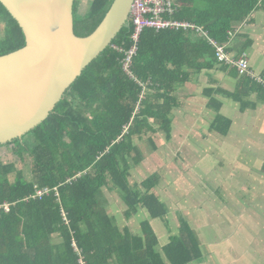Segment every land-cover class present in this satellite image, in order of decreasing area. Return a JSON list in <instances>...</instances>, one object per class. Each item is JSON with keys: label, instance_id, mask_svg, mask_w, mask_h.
Returning <instances> with one entry per match:
<instances>
[{"label": "trees", "instance_id": "trees-1", "mask_svg": "<svg viewBox=\"0 0 264 264\" xmlns=\"http://www.w3.org/2000/svg\"><path fill=\"white\" fill-rule=\"evenodd\" d=\"M112 1L91 0L87 10L77 14L78 0H74V35L85 38L93 33ZM198 1L204 3L203 8L197 7ZM174 3L173 14L166 18L202 27L220 44L230 42L229 33L247 22L254 11L264 10V0ZM0 24V57L25 46L21 29L1 3ZM132 31L128 21L46 120L22 139L5 145L28 154L33 166L32 180L27 181L13 162L0 159V264H78L79 256L86 264H191L202 260L198 239L184 219L178 234L170 235L158 253V240L147 221L140 235H133L127 227L120 230L98 200L108 187L124 203L126 219L144 209L150 219L164 220L168 209L152 192L157 175L139 184L129 183L132 153L140 157L134 140L157 131L169 140L175 100L171 95L192 76L218 64L214 49L192 30L145 29L130 68L134 80L130 79L121 68L123 53L114 47L127 50ZM233 75L241 84L234 95L241 108L246 106L241 100L246 88L264 94L261 85L235 70ZM210 93L206 90L205 96L216 111L211 129L227 135L232 121L220 114L222 104ZM36 188H56L58 197L54 192L34 197Z\"/></svg>", "mask_w": 264, "mask_h": 264}, {"label": "rangeland", "instance_id": "rangeland-1", "mask_svg": "<svg viewBox=\"0 0 264 264\" xmlns=\"http://www.w3.org/2000/svg\"><path fill=\"white\" fill-rule=\"evenodd\" d=\"M90 1L78 0L77 14H83L89 7ZM242 25L240 24L232 31L230 42L237 38ZM1 30L0 24V37ZM227 108L228 112L221 110L232 119L233 126L229 130V134L223 138L210 137L214 133L209 131L216 133L209 126L212 118L209 116L205 120L200 113L197 118L198 125L192 122H189L188 126L187 124L181 125V121H178L174 125L173 134L169 140L163 133H160L159 136L152 138L154 139L153 144L147 143L146 138L143 141H135L141 155L139 164L132 165L129 170L130 181L141 183L150 175L156 174L158 183L153 190L156 194L160 193L164 197V201L168 205V214L163 221L158 223L159 220L150 219L145 211L146 217H144L143 210H140L128 223L138 233L146 221L150 226L153 221L159 243L163 245L170 235L178 234L181 219L191 225V216H197L199 221L198 239L205 260L191 264H242V253L239 254V247L241 252L244 244L248 245V252L262 249L258 243L249 245L248 235L242 233V217L239 218V211H242L240 198V194L242 195V143L247 142L248 146L254 145L249 142L254 139L257 143L259 137H254L256 131L255 133L252 131L246 136L242 135V122L234 117V113L237 112L235 107L229 104ZM202 124H205L202 130L207 133L205 141H202L203 137H200ZM191 133L195 137L190 135ZM242 136L245 140L242 139ZM200 141L210 146L208 148L210 152H201L203 147L201 148L202 142ZM17 149V146L14 145L0 147V159L6 163L13 162L16 168L24 174L25 179L31 181L33 163L28 154H20ZM131 157L137 158V155L132 153ZM252 160L258 164L257 161ZM103 192L106 199H113L111 204L113 208L117 209L115 218L117 225L123 223V217L120 215L122 208H120V203H116V196L119 200L120 198L117 194L110 192L108 187H104ZM212 195L217 198H213ZM209 199L211 200L209 201ZM120 202L124 208V203L121 200ZM209 202L214 207H209ZM258 214L261 219H264V211L260 210ZM246 228L251 230L253 226L247 224ZM140 234L141 231L135 235ZM255 234L264 242V232L256 231ZM257 261L259 264H264V254L262 258H257ZM244 264H255V259L248 258Z\"/></svg>", "mask_w": 264, "mask_h": 264}, {"label": "water", "instance_id": "water-1", "mask_svg": "<svg viewBox=\"0 0 264 264\" xmlns=\"http://www.w3.org/2000/svg\"><path fill=\"white\" fill-rule=\"evenodd\" d=\"M133 0H113L88 37L73 33L74 0H0L25 46L0 57V146L39 126L129 21Z\"/></svg>", "mask_w": 264, "mask_h": 264}, {"label": "crops", "instance_id": "crops-1", "mask_svg": "<svg viewBox=\"0 0 264 264\" xmlns=\"http://www.w3.org/2000/svg\"><path fill=\"white\" fill-rule=\"evenodd\" d=\"M196 5L199 8L200 7L203 8L204 3L198 1ZM229 47L231 48V51H229V53L232 56L237 57L242 54L245 55L249 62L251 71L256 76H259L264 79V10L259 9L251 14L248 21L243 23L241 31H239V34H237V38H235L232 42L229 43L228 48ZM240 87L241 84L239 82V79L233 75V69L231 68L226 69L224 68L223 65L220 64H217V66H215L210 70H203L201 71L200 74L192 76L191 81L189 83H186L182 87H179L177 91H175L171 95L173 98H175V100L172 102L174 107L172 108L170 115L172 119V128L170 135L173 134L174 125L178 123V121H181V125L187 124L188 126L189 122L198 125L197 118H198V114L200 113H202V116L205 120H207L209 116L210 118H212V120L214 119L216 111L208 105L209 99L208 97L205 96L206 90H210L211 92L210 95L212 96V98L217 103L222 104L221 109H223L225 112H228L227 106L229 104L235 107V110L237 112L234 113V117H236V119H240L242 122L241 125L242 135L246 136V134H249L252 131L255 133L256 131L254 137L255 138L259 137L257 143H255L254 139L249 142V143L252 142L254 145L248 146L247 142L242 143V151H243L242 152V195L240 194V198L242 200V211H239V218L242 217V233L248 235L250 240L249 245H251V243H258L261 245L262 249H254L248 252L247 251L248 245L244 244L242 246V252L239 247V254L242 253V264L247 262L248 258H252V257L255 259V264H259L257 258H262V255L264 254V242L260 240V238L258 237L257 234H255V232L256 231H259L260 233L264 232V219H261L260 214H258L260 210L264 211V97H263L264 94L257 95V93H253L252 90L246 88L245 91L247 93L246 94L247 96L245 95L243 97L242 95V98L239 97L243 101V104H246L244 108L243 106L241 108V104L234 99V95L237 94V92L240 90ZM261 87L263 88V86ZM221 109H220V114L224 118H227L232 121V119L229 116L225 115L224 111ZM212 120L210 121L209 124L210 129H211ZM204 125L205 124H202V126H200L201 130L204 128ZM232 126H233V122L230 129H232ZM209 132L214 133L210 137L223 138L226 136V135H221L218 132L215 133L214 131L213 132L209 131ZM193 133H191L190 135H193L195 137ZM201 133L202 134L200 137H203L202 141H205V136H207V133L204 130H202ZM159 134L160 131H157L156 133L153 134H147V135L144 134L140 140H134L133 144H135V141L137 142L143 141L145 140V138L147 143L150 144V140L154 143V139H150V138H153L155 136L157 137L159 136ZM244 136H242V139H244ZM203 143L204 142H202V144L200 145L201 148L203 147V150L201 152L206 153L209 151L208 148H210V146ZM135 148L138 154H140V150L138 149L136 144H135ZM133 153L137 155L136 151H134ZM245 153H247L248 155H246ZM132 159L133 160H131L130 165L137 166V164H139L140 157L139 156L138 158L133 157ZM252 159L257 161L258 164H256ZM129 183L139 184L137 182L133 183L132 181H130V178H129ZM153 193L158 197V199L163 204L166 205V207H168L167 203L164 201V197L160 193L156 194L154 190ZM212 197L215 199L217 198L215 197V195H212ZM215 199L212 200L216 201ZM98 200L101 209L109 216H113L114 218H116L117 209L113 208L111 204V201H113V199L112 198H110V200L106 199L103 189ZM210 200L211 199H209V201ZM116 203H120V208H122V210H120L121 211L120 215H122L123 217V223L118 225L120 230L127 227L133 235L138 234L140 231L142 232L141 229L137 233L136 230H134L129 225L128 221L131 218L135 217L136 215L129 219H126L124 214L126 211V207L124 206L123 208V205L120 202V200L117 198V196H116ZM208 206L214 207V205L210 202L208 203ZM144 211L145 210L143 209V215H144ZM144 217L146 216L144 215ZM154 220H159L158 223L163 221L160 219H154ZM191 223L192 224L190 225V227L198 239L199 237H198L197 229L199 227V221L197 219V216L194 217L193 215L191 216ZM188 224L190 223L188 222ZM247 224L252 225L253 228H251V230L247 229L246 228ZM149 227L156 235L155 233L156 231L153 226V221H151V226L149 224ZM156 238L158 240L157 235ZM198 242L200 245L199 239ZM166 243L161 245L158 240V245L155 248L156 252L162 253L161 252L162 248L164 245H166ZM201 252H202V260L200 262L205 260L202 247H201Z\"/></svg>", "mask_w": 264, "mask_h": 264}, {"label": "built area", "instance_id": "built-area-1", "mask_svg": "<svg viewBox=\"0 0 264 264\" xmlns=\"http://www.w3.org/2000/svg\"><path fill=\"white\" fill-rule=\"evenodd\" d=\"M174 0H133L129 11V22L133 29L129 39L130 47L127 50L114 47L115 50L123 53V59L121 60V68L124 74L134 80L131 73V65L133 58L136 56L138 51V43L140 35L145 29H153L155 32L165 30H192L196 36L203 38L206 42L214 49L215 60L218 64L229 67L237 72L241 77H247L252 81L260 84L264 88V79L256 76L250 69L249 62L245 55L232 56L226 51L228 48L227 43L220 44L214 39L210 38L207 32L202 28L190 24L184 21H176L168 19L165 15H171L174 12ZM232 32L229 33V41L231 40ZM141 98V97H140ZM50 192H54L55 196L56 188L52 190L48 188L35 189L34 197L41 198L49 195ZM7 206H5L6 209ZM74 248L75 246L72 245ZM76 250V248H75ZM77 252V250H76ZM77 255L79 256L78 252ZM78 264H86L81 256H79Z\"/></svg>", "mask_w": 264, "mask_h": 264}]
</instances>
